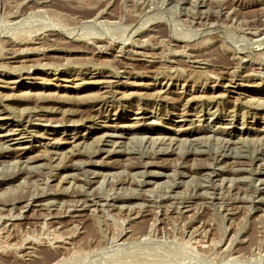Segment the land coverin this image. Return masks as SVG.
I'll return each instance as SVG.
<instances>
[{
    "label": "rangeland",
    "instance_id": "obj_1",
    "mask_svg": "<svg viewBox=\"0 0 264 264\" xmlns=\"http://www.w3.org/2000/svg\"><path fill=\"white\" fill-rule=\"evenodd\" d=\"M16 128L0 264H264V0H0Z\"/></svg>",
    "mask_w": 264,
    "mask_h": 264
},
{
    "label": "bare ground",
    "instance_id": "obj_2",
    "mask_svg": "<svg viewBox=\"0 0 264 264\" xmlns=\"http://www.w3.org/2000/svg\"><path fill=\"white\" fill-rule=\"evenodd\" d=\"M33 42H35V41H33ZM85 59H86V58H85ZM18 61H20V60H18ZM9 130H10V131H8L6 134H2V135H0V137L9 136V139H8V140H15V141H18V142H19L20 140H23V138L25 137L24 135L26 134V131H27L25 128H24V129H18V128H16V129H9ZM16 132H17V134H15ZM13 135H17V136L19 135V137L16 138V137H13ZM105 135H107V136L109 135V137H111V136H112V137H116V136H114V134H113V135H112V134H105ZM117 136H118V135H117ZM78 137H79V136H77V135H76V136H75V135L72 136L73 141L75 142V140H77ZM0 140H1V139H0ZM104 140H105V138L102 139V141H104ZM142 140H143V139H142ZM15 141H14V142H15ZM115 143H117V142L114 141V144H115ZM3 144H4V143H3ZM5 145H6V144H5ZM74 145H76V144H73V146H74ZM73 146H72V147H73ZM6 147H7L8 149H10V148L8 147V145H6ZM6 147H5V148H6ZM25 148H26V147H23V148H21V149H25ZM52 153H53V152H52ZM126 153H128V152H126ZM49 159H50V158H49ZM29 169H30V168H29ZM68 175H69V174H68ZM64 176H65V175H64ZM90 199H91V198H90ZM93 202H94V201H93ZM94 203H95V202H94ZM95 204H96V203H95ZM96 205H97V204H96ZM103 205H104V204H103ZM94 210H95V209H94ZM67 212H68V211H67Z\"/></svg>",
    "mask_w": 264,
    "mask_h": 264
}]
</instances>
